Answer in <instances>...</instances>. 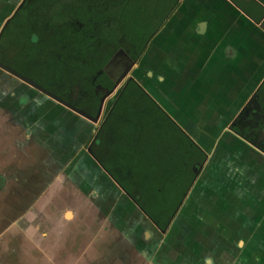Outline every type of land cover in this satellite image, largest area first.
I'll return each instance as SVG.
<instances>
[{
  "label": "trees",
  "instance_id": "16d2710c",
  "mask_svg": "<svg viewBox=\"0 0 264 264\" xmlns=\"http://www.w3.org/2000/svg\"><path fill=\"white\" fill-rule=\"evenodd\" d=\"M230 1L257 23L264 16V6L256 0ZM56 4L50 9L55 14L45 16L44 31L34 23L26 32L25 10L19 12L0 44L4 51L13 47L12 59L4 56L3 61L34 79L40 71L51 74L50 80L55 75L62 80L56 94L94 115L103 95L96 93L95 84L112 86L108 76L98 73L119 49L138 60L179 7V0H60ZM35 18L31 17L32 23ZM74 84L87 93H68ZM108 111L95 156L165 230L207 155L134 81L109 102ZM231 130L264 153V82Z\"/></svg>",
  "mask_w": 264,
  "mask_h": 264
},
{
  "label": "water",
  "instance_id": "95a60500",
  "mask_svg": "<svg viewBox=\"0 0 264 264\" xmlns=\"http://www.w3.org/2000/svg\"><path fill=\"white\" fill-rule=\"evenodd\" d=\"M179 1L181 4L179 9L169 20L167 25L155 35L139 65L144 71L148 72V76L157 85V88H153V91L154 93L160 94L159 102L162 107L166 109L169 114L173 115L174 119L185 130L188 136L207 155V160L197 180L191 187L192 191L190 192L191 189L189 190L190 193L188 192L189 194H187L184 199L169 226L170 229L168 232L158 228L100 162L92 157L82 156L85 155V152H83L82 149L80 150L84 144V137L78 134L76 137L79 141L74 145V149H71L73 146H71L70 143L74 133H70L72 129L69 128V122H58L59 124L56 125L54 129L47 126L45 128L41 127L40 130L41 138L53 139L55 142L54 144L41 146L44 150L43 154L45 155V159L48 161L55 160L58 164L57 170L64 171L65 176L59 174L55 177V180H60L59 187L65 188L64 191L68 195L69 192H71L69 197L73 198L72 201L80 208L79 214L76 213L77 221H75L76 226L78 225L79 228L78 230H73L72 226L71 229L73 232L77 235L82 234L84 237L87 230V223H94V233L98 232L99 234H103L104 232L105 234L106 232L108 235H112L110 234L111 230L115 228L112 224L114 219L112 214L105 215L101 211H98L94 213V216L91 215V218H89L85 210L87 203L95 206V200L87 193L91 191V187H95L98 183H93V180L98 181L105 178L116 189L119 195H121L122 199L133 203L144 219L150 223L151 229L145 231L143 240L147 243L154 242L155 240V248L153 250L155 252L158 251L157 264H162L161 260L166 258V255L169 253H166V250L169 249V251H171L169 248L170 245L181 247L182 240L184 241L185 237H188L191 233L198 232L197 226H195V230L192 228L191 231L186 230V226H184L185 221L183 220L185 216H188V214L184 216L186 209H192L196 202L199 205L198 207L202 206L206 198L203 200L200 199V196L206 195L209 188L212 186L230 187L237 185L239 177H233V175H235L234 173L236 172L237 175H243L246 172V166L243 165L246 161L242 160L243 156L245 157V150L243 147L254 150L264 158L263 152L246 142L231 130V125L242 114L245 105L253 98L264 82V28L262 23L255 22L230 0ZM256 1L264 6V0ZM190 10H192L195 15L205 12L208 17L201 20V17H190L187 14ZM186 20L189 21L186 23ZM9 21L10 19H7L2 26L0 37L4 27ZM184 23H186L188 27L184 26ZM186 37L194 38L186 42ZM199 43L204 46L206 50L210 49L209 51L207 50L209 53L213 50L214 56L218 59L220 58L217 64L219 68L221 67L220 72L221 70L222 73L229 71V73H227L228 76H231L236 69H246L247 72H250V65H253V79L246 80L239 77L237 83L234 82V86L230 84L229 80L221 78V82L218 83L219 86L215 85L216 87L205 89L204 86L200 87L199 85L200 93H186L185 90H191V87L187 84L188 79L190 78L192 81L193 77L196 75H192L190 71H187V74L183 76L184 69L182 70L181 67H177L178 69L174 70L171 66L170 58L174 56L175 49L170 48L171 50L169 49V51L168 47H172L174 44L178 47V49L176 48L177 55L182 57V50L179 48L180 45L182 46L183 44V46L186 47L187 44L189 46H194L199 45ZM123 53L124 51L120 50L119 54ZM258 67H262V73H258ZM132 68H137L134 62L124 73L121 80L130 75V70ZM0 69L11 74L29 88L40 91L46 99L60 106L73 116L90 123L93 127H96L100 121L106 99L114 94L112 93L113 91L106 93L101 100L98 115L93 117L1 62ZM141 77L143 81L147 82V78L145 79L144 75ZM120 81L117 82L115 88L118 87ZM196 83L197 82H194L193 85H196ZM228 88L231 89V93ZM234 88L238 90L237 93H233V90H235ZM241 88H244V90ZM196 91L198 90L194 89L192 92ZM43 132H45V134H42ZM95 171H98L97 174L99 173L97 177L92 176V173ZM214 194L215 193L208 195L209 201L213 200ZM200 200L201 202H199ZM190 203L193 204L189 205ZM212 212H215V210L213 209ZM198 213L196 209L195 215H198ZM216 213L220 215L222 220L228 221L231 218V213H229L227 209L222 208L218 210V208H216ZM72 216L71 210H67L64 219L68 220ZM103 219L106 220L105 227L99 225L100 221ZM155 233H157L158 236H156V238ZM83 244H85V242ZM184 244L190 245V243L187 242ZM209 244L211 245V243ZM224 245L225 243H222V246ZM186 247H188V245H186ZM132 248L139 252L138 249ZM222 264H224V262H222ZM254 264L263 263L255 261Z\"/></svg>",
  "mask_w": 264,
  "mask_h": 264
},
{
  "label": "crops",
  "instance_id": "0c3cea01",
  "mask_svg": "<svg viewBox=\"0 0 264 264\" xmlns=\"http://www.w3.org/2000/svg\"><path fill=\"white\" fill-rule=\"evenodd\" d=\"M180 5L179 1V7ZM179 7L175 10L171 18ZM187 14L190 17H201L200 20L208 17L205 12L195 15L192 10L188 11ZM188 21L186 20V23ZM186 23H184V26H186ZM192 38L194 37H186L185 41L187 42ZM170 48L175 49L174 56L170 58V63L174 70L178 69L177 67H181L182 70L184 69L183 76L187 74V71H190L192 75H196L192 81L190 78L188 79L187 84L191 87V90H185L186 93H200L199 88L202 86L205 89L216 87L215 85L219 86L218 83L221 82V78L229 80L231 85H234V82L237 83L239 77L246 80L253 79V65H250V72H247L246 69H236L231 76L227 75L229 71L222 73L221 70L220 72L221 67L219 68L217 66L220 58L218 59L214 56L213 50L209 53L208 51L210 49H207V51L200 43L194 46L187 44L186 47L183 44L182 46L180 45L179 48L182 50V57L177 55L178 47L173 44L172 47H168V50ZM258 73H262V67H258ZM194 82H197L196 85H193ZM152 83H154L153 80ZM194 89L198 91L192 92ZM234 89L233 93H237L238 90L236 88ZM241 89L244 90V88ZM228 90L229 92L231 91L230 88ZM171 116L173 117V115ZM33 121L32 126L36 131L37 137H40V120L38 118V120L35 119ZM243 148L245 150V157L243 156L242 160L246 161L243 163L246 166V172L243 175L234 173L235 175L233 177H239L237 185L230 187L212 186L206 195L200 196V199L205 200L206 198L202 206L198 207L199 205L196 202L192 209L188 208L189 211L186 209L184 216L187 214L188 216L183 218L186 230L191 231V228L195 230V226H197L198 232L191 233L188 237H185L184 241L182 240L181 247L170 245L169 248L171 251L169 249L166 250V253H169L166 255V258L161 260L162 264H222V262L224 264H254L255 261L264 264V158L248 147ZM97 172H93L92 176L97 177L99 174ZM94 182L98 183L95 187H91V191L87 193L95 200V206L87 203L85 207L86 214L91 218V215L94 216L95 212L101 211L105 215L112 214L114 216L112 224L115 228L111 230L110 234L112 235H108V240L114 239L119 244L120 249L127 252V254L135 255L126 257L123 260V264H157L158 251L155 252L153 250L155 248V240L149 243L143 240L145 231L151 229L150 223L144 219L133 203L122 199L121 195H119L107 179L93 180ZM56 190L55 187H52L43 194L41 200H44V208L45 206L47 208L50 205L52 206V202H54L52 199L59 192V189L58 191ZM213 193H215L214 198L212 201H209L208 195ZM192 204L190 203L189 205ZM51 208L47 211V219H50V223L38 219V224H36L37 230L39 229L38 232L42 231L41 234H47L44 238H41L43 244L39 246L42 264H79L83 259L87 260L88 258L90 262L87 264H120L116 256L109 259L102 251V246L106 238L102 239L101 243L97 245L96 240L100 234L98 232L94 233V223H87V230L84 235V238H86L85 244L80 246L77 244L78 239H75L76 242L70 250L72 251V255L67 254L64 262L62 260L59 263L58 259L62 255L60 252L57 255L51 252V247L55 245L63 250L65 243L70 239V235H77L71 229L74 224L76 225V210L73 212V209L66 208L61 209L60 212L57 211L55 214L54 208ZM216 208L218 210L222 208L227 209L231 213V218L228 221L222 220L220 215L216 213ZM79 209L77 208V213ZM196 209L199 212L198 215H195ZM213 209L215 212H212ZM67 210H71L73 215L68 220L64 219L63 216ZM63 221L65 224H71L67 232L65 231L66 225L63 224ZM105 224L106 220L104 219L99 223L101 227H105ZM169 229L166 231L168 232ZM61 235L63 237H60ZM65 235H68V238H64ZM156 236L157 233H155V238ZM186 242L190 243V245L186 244L188 247L184 244ZM222 243H225V245L222 246ZM132 247L138 249L139 252ZM70 258H73V262Z\"/></svg>",
  "mask_w": 264,
  "mask_h": 264
},
{
  "label": "flooded vegetation",
  "instance_id": "af4514ba",
  "mask_svg": "<svg viewBox=\"0 0 264 264\" xmlns=\"http://www.w3.org/2000/svg\"><path fill=\"white\" fill-rule=\"evenodd\" d=\"M57 2H60V0H0V30L4 25V23L6 22V20L10 19L9 23L3 29V32L0 37V44L6 29L10 27L15 17L23 9L25 10L24 23L26 24L25 26L26 32H29L31 28L30 25L34 23L38 25L37 30L44 31L45 16L47 14L48 15L55 14L54 11H50V9L54 8L57 5L56 4ZM21 4L22 6L19 8ZM35 16L37 18H35ZM31 17L35 18L37 22L32 23L33 20H31ZM259 22L262 23L264 28V16ZM155 35L151 38L150 42L153 40ZM12 48H10V50L7 48L5 49V51L0 50L1 63L11 67L19 74L29 79H32L34 82H36L44 89L48 90L49 92L55 95H57L56 93H60L61 91L60 88H62L60 82L62 80L56 77L55 75L50 80L47 76L51 74H46V73L43 74V71L42 72L40 71L37 78L34 79L33 77H29L22 74L17 69L12 67L10 64L5 63L3 61L4 56H6L7 59H12L11 57V55L13 54ZM120 50L123 49H119L108 61V63L104 65L102 70L98 73V74H105L106 76H108L110 82L112 83V86L110 88L102 86L96 83L97 80L96 78L93 79V83H96L95 84L96 93H103V95L100 98L99 107L97 108L96 113L94 115L86 112L84 109L77 107L76 104L70 103L69 101L63 99L61 96L57 95L58 97L70 103L71 105L77 107L78 109H81L87 114L96 117L98 115L102 98L106 95V93L113 91L112 93L114 94L111 97H108L105 101L100 121L98 122L96 127H93L90 123L83 121L78 117L73 116L72 114L63 110L60 106L54 104L57 112H59L60 114L63 113L68 114L71 117V120L69 121L70 124L69 128L72 129L70 133H74L72 136L73 139L70 143L71 146H73L71 147V149H74V145L77 144V142L79 141L76 136L80 134L82 137H84V144L80 148V150L82 149V151L85 152V155L82 156H89L90 158L92 157L97 161L98 159L95 156V150L97 149V140L99 134L102 131L103 125L109 116L110 111H108V104L110 101L115 100L120 93H123L124 88L127 86L128 82L130 81L136 82L143 89L144 93H146L152 100H154L162 107V105L159 102L160 94L154 93L153 91V88H156V85L152 83L151 78L148 76V72L144 71L141 68V66H139L144 58L146 50L138 60H134L133 58H131L124 50H123L124 51L123 54H119ZM133 62L135 63V65H137V68L135 69L132 68L130 70L129 76L131 77L128 76L127 78L121 80L124 73L129 69V67L132 65ZM143 75L145 79L147 78L146 79L147 82L142 80L143 78L141 76ZM118 81H120L119 85L117 88H115ZM68 93H87V92L79 90L77 85L74 84V86H72L71 90ZM22 94L30 98L28 99L29 102L27 105L20 104L19 98ZM49 102L51 103V101L46 99L45 96L40 91L29 88L20 80L13 77L11 74H8L2 69H0V138L7 139L6 141H8L9 137L15 135L16 145L21 150L20 151L17 148V151L16 150L15 151L17 155H20V153L22 152L28 151L27 167H30L29 168L30 176H28V178L30 177V179H27L26 176L23 179L24 181H21V178L20 179L18 178L19 176L22 175V174L18 175L20 174L19 171L25 172V170L15 169L14 172L12 171V173L10 174L9 170L14 169L13 165L10 164L11 163L10 160L9 161L4 159L0 160V175L4 176L6 180L5 184L0 187V264H42V260L40 259L39 246L40 244L41 245L43 244L42 243L43 240L41 238L42 237L44 238L47 234L45 233L41 234L42 231L38 232L39 229L37 230V227L35 225L38 224L39 220L47 221L48 223H50L49 222L50 219H47L48 218L47 211L52 209L51 207L54 208L55 210L54 212L56 214L57 211L60 212L61 209L63 210L68 207L71 208V206L75 204V202L72 201L73 198H70L68 194H66V192L64 191L65 188L59 187L60 180H55V177L58 176L59 174L61 176H65L64 171L57 170L58 164L56 163L55 160L48 161L44 159L43 160L45 162L44 163L40 159V157L42 156L45 157V155L43 154L44 150L42 147L40 148V145L46 146L47 144H54L55 142L53 141V139L37 137L36 131L33 128L32 124L34 122L33 120H35V117L33 115H36L38 109L34 110L31 109L30 107L34 103L37 105L40 104L44 106L46 105V103ZM249 102L245 105V107L248 106ZM164 110L166 111V109ZM59 113L57 116L53 115L50 118L48 117V119L59 120L60 119ZM167 114L185 132V130L177 123V121L168 112ZM19 115L23 116L25 121L23 122L19 121V118L22 119V117H19ZM41 118H43V115H40V119ZM46 119L39 121L40 130L41 127L42 128L47 127ZM235 122L231 125V129L233 128ZM43 134H45V132H43ZM8 150L5 149L2 152L3 155L5 154L6 156ZM31 159L33 161L32 164L30 163ZM201 170L199 171V173L201 172ZM199 173L197 175V178L199 176ZM24 182L25 184H27V186L23 185ZM52 187H55V190L57 189L56 191H58L59 189V192L56 193L55 196L53 197L52 200H54V202H52V206L50 205L48 208L45 206L44 208L43 207L44 200L42 201L41 197L46 191L50 190ZM12 196L17 197V199L14 200V202L11 200ZM77 208L78 205L76 206V210ZM60 237H63V235H61ZM65 237L68 238V235H65L64 238ZM78 237L82 238L83 235L80 236L70 235L71 240L69 239L65 243V247L63 250H61V248L59 249L55 245L51 247V252L56 253V255L58 254V252H60V254L62 255L60 256L61 258L58 259L59 263L60 261L62 262V260L64 262V259L67 258L66 257L67 254H69L70 256L72 255V251L70 250L73 248V245L76 242L75 239H77ZM70 260H72L73 262V258H70ZM89 262L90 259L88 258L87 260L83 259L81 262H79V264H87Z\"/></svg>",
  "mask_w": 264,
  "mask_h": 264
},
{
  "label": "rangeland",
  "instance_id": "374dc122",
  "mask_svg": "<svg viewBox=\"0 0 264 264\" xmlns=\"http://www.w3.org/2000/svg\"><path fill=\"white\" fill-rule=\"evenodd\" d=\"M11 56H13V55H11ZM19 99H20V104L21 105H27L28 102H29L28 99H30V98H28V97H26L25 95L22 94ZM30 108L31 109H34V110L35 109H38V112H40V113L36 112V115H33L36 120H38V118H39V120H43V119H46V118L48 119V117L50 118L53 115H56L57 116L58 113H59V112H57V110H56V108L54 106V103H52V102L51 103L50 102L49 103H46V105H44V106L43 105H40V104L37 105V104L34 103ZM40 115H43V118L40 119ZM19 117H22V119L19 118V121H21V122L25 121V119H24L23 116H20L19 115ZM47 119H46V123H47L46 125L48 127H50L51 129H54V127L59 124L58 122H69L71 120V117H70V115L63 113V114H60V119L59 120H55V119L54 120H51V119H48L47 120ZM57 119H58V117H57ZM15 134H16V132H15ZM6 140L7 139L0 138V160L1 159L8 160V161L10 160V162H11L10 164L13 165V168H14V169H10L9 170L10 174L12 173V171L14 172L15 169L25 170V172L19 171L20 174H18V175H21L22 174L21 176L18 177L19 179L21 178V181H24L23 179L26 176H27L26 177L27 179H30V177L28 178V176H30L29 175V168L30 167H27L28 166V160H27V157H28L27 152L28 151L22 152V153H20V155H17V153H16L17 148H18V150H20V148L16 145V142H15L16 136L13 135V136H11V137L8 138V141H6ZM5 149H7V150L9 149L8 150V153L6 154V156H5V154L3 155V153H2ZM40 159H41V161H43L45 159V157L42 156V157H40ZM32 162L33 161L31 159V162L30 163L32 164ZM5 182H6L5 177L2 176V175H0V187L2 185H4ZM23 185L24 186H27V184H25V182L23 183ZM19 186H20V184H19ZM70 193L71 192H69V195H70ZM16 199H17L16 196L15 197L12 196V198H11V200L13 202ZM76 206H77V204L75 203L74 205L71 206L70 209L71 210L73 209L72 211L74 212L76 210ZM77 211L78 210H76V213H77ZM77 214H79V212ZM63 216H65V213H64ZM70 218H72V217H70ZM63 224L66 225L65 231L67 232L69 230L68 227L71 226V224H69V223H66L65 224L64 221H63ZM72 228H73V230H78L79 226L78 225L77 226L76 225H73ZM78 236H80V235H78ZM107 237H108V234L106 232H105V234H104V232H103V234H100V236L96 240L97 245H98V243H101L102 239L106 238V240L104 241L105 243L102 242V243H104L103 246H102V248H103L102 251L104 252V254L109 259L111 257H115L116 256V258L119 260L118 262L120 264H123V260L126 257L128 258L129 256H131L132 254H130V253L127 254V252H125V251H123L122 249L119 248L120 246H119L118 243H116L113 239H109L108 240ZM82 238H84V237H82ZM82 238L81 237H78L77 238L78 239L77 244L80 245V246L85 242V239H82ZM96 243H95V245H96ZM132 256H135V255H132Z\"/></svg>",
  "mask_w": 264,
  "mask_h": 264
}]
</instances>
